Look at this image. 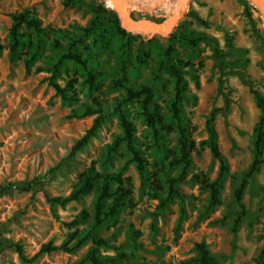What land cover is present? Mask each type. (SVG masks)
<instances>
[{"label": "rangeland", "instance_id": "rangeland-1", "mask_svg": "<svg viewBox=\"0 0 264 264\" xmlns=\"http://www.w3.org/2000/svg\"><path fill=\"white\" fill-rule=\"evenodd\" d=\"M177 1H144L128 11L137 20L160 22L174 12ZM101 2L0 0V186L31 183L27 192L0 194V264H91L85 258L92 251L103 264H111V258L120 264H197L200 243L218 264H254L264 245V151L244 191L245 216L236 228L234 192L254 157L260 110L253 91L264 98L263 17L243 0H191L171 37L122 36L115 11ZM20 13L39 20L42 31L21 26L20 45L11 51L12 16ZM201 36L211 46L185 40ZM72 41L87 69L69 60L58 63ZM169 46L170 63L182 62L187 85L180 109L193 148L185 176L181 166L172 165L179 158L171 112L175 82L162 67ZM213 48L224 56L229 73L224 77ZM52 80L65 89V98L55 93ZM119 81L133 90H153L151 111L162 119L159 142L142 116L140 101L122 104L126 92ZM118 105L134 126L135 145L145 160L144 180L124 143L111 150L122 135ZM212 114L228 165L220 204L213 207L209 191L199 182L214 181L220 170L205 144ZM96 119L98 127L88 142L74 148ZM91 165L101 177L120 174L130 191L118 215L96 228L94 207L102 179L77 201H49L68 197ZM171 179L180 196L161 205ZM93 238L106 246L94 245ZM49 243L66 244L70 250L41 252Z\"/></svg>", "mask_w": 264, "mask_h": 264}, {"label": "trees", "instance_id": "trees-1", "mask_svg": "<svg viewBox=\"0 0 264 264\" xmlns=\"http://www.w3.org/2000/svg\"><path fill=\"white\" fill-rule=\"evenodd\" d=\"M247 3L246 0H243ZM105 5L104 2H101V6ZM257 13L258 11L252 7ZM13 25L10 31V36L12 43L10 45L11 51L16 50L20 45V28L21 26H25L27 29H32L37 33H40L42 30L40 29V21L28 17L25 13H20L18 15H13ZM94 24V23H93ZM115 24L117 32L122 36H131L130 33L124 31L120 25L118 18L115 16ZM88 33L89 30L86 29ZM173 33H171L170 37ZM192 45H196L199 42H203L207 45L211 46V42L206 37H198L196 39H185ZM54 46H58V43L55 41ZM77 42L72 41L68 46V50L65 54L61 56V59L58 63H61L63 60H69L74 62L75 64L80 65L84 69H87L86 61L74 51ZM214 55L218 61L219 70L221 76L224 77L228 75L225 71V63L224 56L222 53L213 48ZM173 53V49L169 46L165 52V59L162 63V67L167 69L170 75L174 79V98L171 102V112H172V120L175 122V126L178 134V144H179V158L176 159L172 165L181 166V176H185L188 169L191 166V156L190 152L193 148V142L189 139L188 135V124L184 120L182 116V112L180 109V104L184 98V93L186 92L187 85L184 80V74L181 70L182 62L177 61L176 64L170 63V57ZM56 68V67H55ZM241 77V75H240ZM90 82L94 79L93 75L89 74ZM243 80V79H242ZM246 85L250 86V84L244 81ZM51 86L55 90L57 95H60L62 98H65V89L61 88L58 84L54 83L53 80L50 81ZM117 85L123 88L126 92V97L122 104L131 102L133 100L140 101L142 116L147 124V126L151 129L153 138L155 142L160 141V128H162V119L157 112H152L151 109L154 107V92L148 86H142L137 90H133L128 87L123 81H119ZM256 106L260 110V117L254 129V157L253 162L248 170V173L243 177L239 186L234 192L235 203L238 207V214L235 220V228L238 227L244 216H245V206L242 202L244 191L248 185V181L253 177L255 173H257L260 165L262 164V155L264 151V98L257 92L253 91ZM227 108V107H226ZM226 110V109H225ZM118 114H119V123L122 130V135L117 137L112 151H115L121 143H124L127 151L131 156V162L136 166L138 174L141 179H145L146 177V166L143 155L138 151L135 145V137H134V126L132 122L128 119V116L124 113L123 109H121V105H118ZM84 114V113H83ZM85 114H90V111H87ZM213 117L214 114L211 115V118L207 122V133L208 139L205 144L208 146L212 156L219 161L220 170L216 179L212 182L208 180H200V185L207 189L210 193V206H217L220 204V191L223 187L224 180L228 174V165L225 159L222 157L218 144H217V135L213 126ZM98 119L95 120L93 127L87 133L83 139L78 142L74 148L79 149L84 144L88 142L89 136H92L98 127ZM166 128H170L167 126ZM99 179H102V185L97 196V201L94 207V228L100 226L106 219L115 217L120 212L121 208L125 205V201L130 196V191L128 188L124 187V179L120 174L115 176L105 175L101 177L99 173L96 172L95 167L91 165L85 173L82 174L80 183L73 189V191L69 194L68 197L64 199L60 198H50L49 201L51 203H57L60 205H64L67 202L77 201L80 197L88 194L92 191L96 183ZM199 179V178H198ZM175 179H171L168 181V192L167 197L164 201L161 200V205L166 203H170L174 198H178L180 195L178 191L175 189ZM115 184V190L111 191L112 185ZM154 187L156 189H160V183L158 181H154ZM31 188V183L26 184L25 186H17V185H2L0 186V194L4 192H27ZM112 198V201L109 205H106L105 201L107 199ZM83 213L80 214L79 218H83ZM94 245L96 246H106V242L101 239H92ZM82 241L79 240L77 244L74 246L76 248ZM67 249V245L63 244L60 247H53L50 243L46 244L42 247L41 252H52L56 249ZM17 252L21 255V247L16 246ZM72 250V249H71ZM197 257L195 262L197 264H218L215 259L210 255L207 246L205 243H200L196 245ZM86 261L91 264H103V261L98 257L95 252L89 253L86 258ZM107 262L111 264H120L117 258L108 259ZM254 264H264V245L261 251L259 252Z\"/></svg>", "mask_w": 264, "mask_h": 264}, {"label": "water", "instance_id": "water-1", "mask_svg": "<svg viewBox=\"0 0 264 264\" xmlns=\"http://www.w3.org/2000/svg\"><path fill=\"white\" fill-rule=\"evenodd\" d=\"M102 2H111L113 5V10L115 11L120 27L130 34H142L145 37H152L158 34L167 33L168 35L177 26L180 18L191 0H179L176 5L174 12L169 15L166 19L160 22L151 21H140L133 18L128 9L125 6L123 0H101ZM249 2L263 17L264 19V0H246Z\"/></svg>", "mask_w": 264, "mask_h": 264}, {"label": "bare ground", "instance_id": "bare-ground-1", "mask_svg": "<svg viewBox=\"0 0 264 264\" xmlns=\"http://www.w3.org/2000/svg\"><path fill=\"white\" fill-rule=\"evenodd\" d=\"M124 1V3H125V6H126V8L128 9V7L130 8V7H136V8H138V7H140L139 5L142 3V2H144V1H148V2H151L150 4H152V5H154V3L155 2H157V1H160V0H123ZM179 1V0H178ZM177 1V2H178ZM107 4H108V6L110 7V8H113V5H112V3L111 2H106ZM178 4V3H177ZM114 9V8H113ZM158 35H163V36H166V35H168L167 33H164V34H158Z\"/></svg>", "mask_w": 264, "mask_h": 264}]
</instances>
